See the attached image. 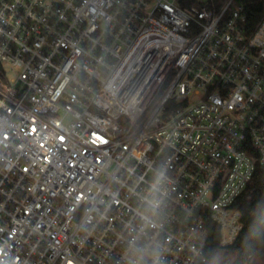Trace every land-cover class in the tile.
I'll list each match as a JSON object with an SVG mask.
<instances>
[{
	"label": "built area",
	"instance_id": "obj_1",
	"mask_svg": "<svg viewBox=\"0 0 264 264\" xmlns=\"http://www.w3.org/2000/svg\"><path fill=\"white\" fill-rule=\"evenodd\" d=\"M258 168L244 2L0 0V264H205Z\"/></svg>",
	"mask_w": 264,
	"mask_h": 264
},
{
	"label": "trees",
	"instance_id": "obj_2",
	"mask_svg": "<svg viewBox=\"0 0 264 264\" xmlns=\"http://www.w3.org/2000/svg\"><path fill=\"white\" fill-rule=\"evenodd\" d=\"M218 6L223 0H212ZM244 2L249 25L264 16V0ZM241 213L242 230L227 247L218 245L220 231L214 228L208 242L205 264H264V169L258 168L234 204Z\"/></svg>",
	"mask_w": 264,
	"mask_h": 264
},
{
	"label": "rangeland",
	"instance_id": "obj_3",
	"mask_svg": "<svg viewBox=\"0 0 264 264\" xmlns=\"http://www.w3.org/2000/svg\"><path fill=\"white\" fill-rule=\"evenodd\" d=\"M210 264H213V262H212V263H210Z\"/></svg>",
	"mask_w": 264,
	"mask_h": 264
}]
</instances>
